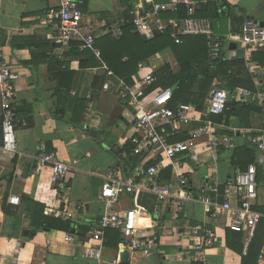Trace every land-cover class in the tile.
Segmentation results:
<instances>
[{"label":"crops","instance_id":"crops-1","mask_svg":"<svg viewBox=\"0 0 264 264\" xmlns=\"http://www.w3.org/2000/svg\"><path fill=\"white\" fill-rule=\"evenodd\" d=\"M195 1L199 9L212 0ZM228 1L229 5L223 4L222 18L214 22L215 25L213 23L217 37L234 39L240 35L242 26L234 24V15L245 22L252 20L260 26L264 24V0ZM168 2L170 0H134L124 4L121 0H90L87 12L82 11L84 22L93 25L96 47L108 68L102 58L108 49L98 47L99 42H104L102 39L110 35L115 38L111 34L115 27L121 28L123 35L126 27L136 33L131 26V12L136 6L143 4L146 9H152ZM58 6L59 0H0V61L20 76L14 84L15 109L20 111L16 131L17 154L3 151V123H0V264H97L86 258L84 245L90 240L92 223L105 211V204L100 199L103 183L110 175L129 183L142 164L140 159L141 163L134 171L127 164L125 147L135 134L133 112L117 92L104 91L98 84V68L87 70L79 90L80 100L86 102L81 121L78 122V115L72 113L71 103L65 113L56 112L58 78L65 71H78L83 59L79 56L83 51L78 43L58 45L54 40L55 31L43 25L48 10ZM225 52L229 58L243 57L251 62V75L253 70L263 69L256 80L252 77L256 89L264 91V64L257 62L262 60L260 57L254 61L256 54L264 55V45L244 50L237 44V50L229 48ZM96 60L102 66L98 58ZM145 64L154 74L164 65H169L174 73L180 69L171 51L159 53ZM147 72L145 70L143 74ZM139 78L138 71L131 84ZM74 95L75 91L70 97ZM72 118H75L74 122ZM199 125L194 122L190 126H181L173 140L181 137L188 141ZM216 130L220 139L229 140L237 148L254 150V164L264 170L262 154L251 143V139L264 130L261 111H241L238 117L231 119L230 126L216 124ZM199 143L194 152L177 158L178 173L187 178L195 192H199L211 178L225 190L227 181L240 171L231 165L233 150L219 151L217 168L212 170V153L204 151L207 142L202 139ZM43 148L55 153L59 161L73 165L65 197L50 183L51 167L37 171V156ZM168 168L171 169L170 180L165 182L162 176L160 179L164 185L172 180V168ZM258 196L256 210L262 212L264 184H258ZM11 197L20 199L18 206L9 203ZM219 201L223 203V198ZM66 202L75 213L72 221L84 230L72 234L40 230L45 218L67 221L63 217ZM79 205L82 210L76 213ZM137 207L141 211L140 227L156 238L157 248L150 253L135 252L125 247L122 236L119 244L114 239L106 240L107 233L113 231L109 230L102 247L101 264H115L114 261L116 264H193L186 252L193 254L189 250L194 243L189 229L198 225L212 228L217 236L215 246L206 254L207 264H243L247 254L243 246L246 236L229 229L227 216L214 219L205 213L200 203H189L183 213H179L174 203H162L151 193H142L138 197L123 194L117 210L125 212ZM164 224L172 227L162 230ZM27 231L28 236L25 235ZM68 235L73 237L72 242H66Z\"/></svg>","mask_w":264,"mask_h":264},{"label":"built area","instance_id":"built-area-1","mask_svg":"<svg viewBox=\"0 0 264 264\" xmlns=\"http://www.w3.org/2000/svg\"><path fill=\"white\" fill-rule=\"evenodd\" d=\"M207 1V0H203ZM187 7V15L179 19H166V14L178 13L180 6ZM197 3L195 0H170L165 4L146 9L143 4L135 7L131 12V26L134 31L148 39L158 35L170 33L175 44L184 45L188 37L203 36L209 43L211 57L220 58L228 49L229 44L236 43L244 50L253 49L264 45V27L258 23L246 21L243 33L234 39L217 37L213 30V22L207 18L196 16ZM43 25L55 31V42L58 45L68 46L78 43L82 51L92 52L101 62L106 71L102 85L104 91H115L122 101L133 112L135 134L129 139L133 146V156L142 159L141 166L136 170L133 180L129 183L121 182L113 175L105 179L100 199L105 204V211L101 217L94 221L89 230L90 240L84 245L86 258L101 264L106 232L119 231L125 247L140 253H150L157 248L156 238L149 235L148 231L140 227V209L133 208L125 212L117 210L123 194L138 197L142 193L155 195L162 203H174L177 211L183 213L189 203H200L205 213L216 219L227 216L229 229L235 233H244L246 236L245 251L255 236L257 226L264 220V210H256L258 206V180L256 164L250 165L246 171H239L235 177L227 181L225 190L221 192V185L211 178L204 187L195 192L190 188L187 178L178 173L176 160L179 156L194 152L199 147V141L205 139L207 145L204 151L212 153V170L217 168L218 152L221 150L232 151L236 146L227 139L217 136L216 124L208 119L209 116L223 115L228 107L230 94L215 89L208 98L204 112L196 110L191 105H180L171 108L173 92L170 89L156 88L152 92L147 90L153 87L157 78L154 72L145 63L139 64V79L133 84L125 78L119 77L111 71L101 60V53L96 47L94 27L84 22V15L76 0H59V6L48 10L44 17ZM111 34L120 39L122 30L115 27ZM2 51L0 49V60ZM251 62L248 61L249 71ZM148 70L144 75L143 72ZM263 69L252 71L254 80ZM20 78L10 67L0 61V98L3 111V151L17 154L18 144L16 139L17 114L15 109L14 84ZM235 99L242 103H253L264 114V91L261 89L237 90ZM194 122L200 125L194 130L188 141H172L180 131L181 126H190ZM26 125V123H24ZM252 145L262 154L264 163V130L259 136L251 139ZM154 163V165H151ZM51 167L50 183L56 187L61 196L65 197L68 187V177L73 171V165L58 160L53 152L41 149L37 156V171ZM168 167L172 168V180L164 185L160 182L161 174ZM223 198V203L219 199ZM234 201L237 203L234 204ZM9 203L18 206L20 199L11 197ZM67 203V202H66ZM66 205V204H65ZM82 210L78 206L76 213ZM158 215V214H157ZM75 213L67 203L63 217L67 221L74 219ZM172 225H162L165 230ZM190 237L194 243L191 247L193 254L188 251L193 264H207L206 254L212 249L217 236L212 228L203 225L191 227ZM66 242H72L73 237L67 236ZM190 248V246H189ZM264 264V255L260 259ZM116 264L117 261H114Z\"/></svg>","mask_w":264,"mask_h":264},{"label":"trees","instance_id":"trees-1","mask_svg":"<svg viewBox=\"0 0 264 264\" xmlns=\"http://www.w3.org/2000/svg\"><path fill=\"white\" fill-rule=\"evenodd\" d=\"M81 11L87 12L90 0H76ZM124 4H130L134 0H121ZM223 4H228V0H212L206 5H202L196 11L198 18L210 19L213 23L222 18ZM130 8V6H129ZM131 9V8H130ZM187 15V7L182 5L179 7L178 13L166 14L163 17L167 19H179ZM234 24H241L243 33L245 21L243 18L233 16ZM103 41L99 42L98 47L108 49L107 54H103V60L108 64L109 69L119 77L127 79L130 84L132 78L139 71V64L146 63L155 55L171 51L179 64V71L174 73L169 65H164L160 68L155 76L157 78L156 84L147 90V93L152 92L156 88L170 89L173 92L172 109H176L180 105H191L196 110L205 111V101L209 98L212 91L220 89L227 91L230 94V101L228 107L223 115L209 116L208 119L215 124H226L230 126L232 118L238 117L241 111L256 112L261 111L253 103H238L235 100V93L238 89L254 91L256 86L252 75L248 68V61L243 57L229 58L228 52H224L220 58L211 57L209 43L206 37L196 36L185 39L184 45L178 46L175 44L170 33L166 35H158L153 40H146L138 33H133L131 27L124 28V35L120 39L113 38L111 35ZM105 43V44H103ZM78 47V46H77ZM230 44L228 46V50ZM110 52V54H109ZM83 57L78 71H65L61 77L58 78V87L55 93L58 96V104L56 112L58 114L65 113L68 103H71L72 113L78 115V122L81 121V116L86 109V102L80 100L79 90L84 81L87 70L90 68H98L100 70L98 75V84L103 85L106 71L103 66L96 60L92 52L83 51L80 53ZM260 57L262 60L257 61L260 65L264 64V55L256 54L255 60ZM127 58L126 61H123ZM216 87V88H215ZM75 91V95L70 97V94ZM0 123L2 124L3 112L1 108L0 98ZM17 118H19L20 111L16 109ZM74 116V117H75ZM75 118H72L74 122ZM197 128V127H196ZM185 138L174 139L173 141H180ZM133 146L129 142L125 147V154L127 156V164L131 171L137 169L141 163V158L133 156ZM231 165L240 171H246L250 165L256 163V153L254 150L248 148L235 147L231 152ZM154 165V163H151ZM171 169H165L161 174L163 181L170 180ZM258 184H264V170L258 167L257 170ZM221 192L224 188L221 187ZM40 230L53 232L61 231L66 233L82 232L80 226L73 221H64L61 218L48 217L45 218L40 225ZM121 233L118 231H109L106 235V240L114 239L117 244L121 243ZM245 247V243L243 244ZM245 249V248H244ZM264 250V220H261L257 226L255 236L251 240L247 254L243 258V264H259Z\"/></svg>","mask_w":264,"mask_h":264},{"label":"water","instance_id":"water-1","mask_svg":"<svg viewBox=\"0 0 264 264\" xmlns=\"http://www.w3.org/2000/svg\"><path fill=\"white\" fill-rule=\"evenodd\" d=\"M261 27H264V24H263V25L261 24ZM230 49H231V50H237V44H236V43H231V44H230ZM29 234H30V233H29L28 231L25 232V235H26V236H28ZM31 236H32V234H31ZM123 262H125V261L123 260Z\"/></svg>","mask_w":264,"mask_h":264},{"label":"rangeland","instance_id":"rangeland-1","mask_svg":"<svg viewBox=\"0 0 264 264\" xmlns=\"http://www.w3.org/2000/svg\"><path fill=\"white\" fill-rule=\"evenodd\" d=\"M216 23H214V25H215Z\"/></svg>","mask_w":264,"mask_h":264}]
</instances>
